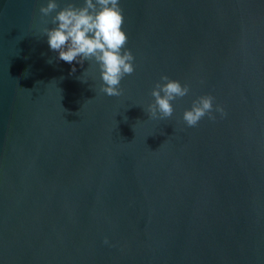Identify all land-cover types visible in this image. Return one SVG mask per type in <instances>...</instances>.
Segmentation results:
<instances>
[{"label":"water","instance_id":"obj_1","mask_svg":"<svg viewBox=\"0 0 264 264\" xmlns=\"http://www.w3.org/2000/svg\"><path fill=\"white\" fill-rule=\"evenodd\" d=\"M47 2L0 0V264H264V0H120L119 97L49 48ZM162 75L190 92L151 119ZM204 95L226 115L190 128Z\"/></svg>","mask_w":264,"mask_h":264},{"label":"clouds","instance_id":"obj_2","mask_svg":"<svg viewBox=\"0 0 264 264\" xmlns=\"http://www.w3.org/2000/svg\"><path fill=\"white\" fill-rule=\"evenodd\" d=\"M39 13L45 25L48 20L44 18L51 17L54 27H44L42 32L47 37L49 48L58 52L59 60L69 64L75 61L81 65L84 61H94L102 80L100 92L109 97L123 94L121 81L135 71V58L125 47L128 37L122 30L124 16L120 0H83L81 6L67 3L62 9L56 0H48L46 6L39 8ZM75 71L73 67L71 72ZM189 92V85L162 75L151 92L154 102L148 104L144 111L151 119L171 118L174 111L172 102L184 98ZM214 101L212 95L198 97L192 102L191 109L183 113L184 123L191 128L205 117L214 121V112L225 116L223 107H214Z\"/></svg>","mask_w":264,"mask_h":264}]
</instances>
